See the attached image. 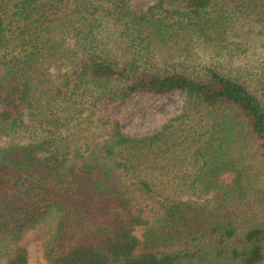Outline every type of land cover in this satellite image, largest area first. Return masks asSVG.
I'll return each mask as SVG.
<instances>
[{"label":"trees","instance_id":"obj_1","mask_svg":"<svg viewBox=\"0 0 264 264\" xmlns=\"http://www.w3.org/2000/svg\"><path fill=\"white\" fill-rule=\"evenodd\" d=\"M129 2L0 0V264H29L42 225L44 264H264V52L236 65L227 37L264 33V0ZM175 92L146 136L97 114Z\"/></svg>","mask_w":264,"mask_h":264},{"label":"rangeland","instance_id":"obj_2","mask_svg":"<svg viewBox=\"0 0 264 264\" xmlns=\"http://www.w3.org/2000/svg\"><path fill=\"white\" fill-rule=\"evenodd\" d=\"M153 2L154 0H130L129 6L134 12H142ZM109 27L111 28V26ZM238 32L241 37L232 34L227 36L237 43H243V48L247 49L236 65L261 58L264 48L260 45L261 42H264V33H258L259 28L256 26H243ZM184 102L185 95L182 92H175L168 96L138 94L112 106H100L97 109V114L110 122L118 120L126 135L142 137L159 131L170 117L181 111ZM4 141L5 139L1 138L0 145ZM235 179V175L228 172L220 177L219 183L223 188L231 189L234 187ZM217 196L218 192H212L202 198L183 196L181 200L200 204L205 199L212 201ZM134 198L136 210H141L145 219L153 220L159 216L160 211L152 199L141 197L136 193H134ZM49 232L50 228L47 225H42L27 232L22 238L20 244L27 250L29 264H44ZM141 232L143 229L139 228L136 234L140 237Z\"/></svg>","mask_w":264,"mask_h":264}]
</instances>
